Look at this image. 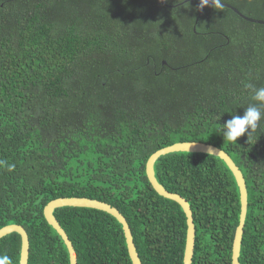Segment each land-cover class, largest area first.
Masks as SVG:
<instances>
[{"label": "trees", "instance_id": "16d2710c", "mask_svg": "<svg viewBox=\"0 0 264 264\" xmlns=\"http://www.w3.org/2000/svg\"><path fill=\"white\" fill-rule=\"evenodd\" d=\"M264 20V0H223ZM0 0V229L29 235L28 264H70L44 208L63 197L116 207L142 264H183L187 218L146 174L156 151L203 142L227 152L248 191L240 264H264V121L237 144L222 124L252 103L244 84L264 87V25L232 9L196 10L198 0ZM196 25V27H195ZM167 62L163 66L162 62ZM157 180L185 198L196 228L192 264H232L240 190L226 163L175 152ZM54 215L78 264H132L122 225L91 208ZM17 233L0 254L19 264Z\"/></svg>", "mask_w": 264, "mask_h": 264}, {"label": "water", "instance_id": "95a60500", "mask_svg": "<svg viewBox=\"0 0 264 264\" xmlns=\"http://www.w3.org/2000/svg\"><path fill=\"white\" fill-rule=\"evenodd\" d=\"M188 1V0H187ZM199 1V0H198ZM167 5L165 2H162ZM180 5V4H179ZM168 7H176L177 5H167ZM224 7L232 9L236 14L246 21H249L254 24L264 25V20L251 18L244 15L240 10L231 4L224 2ZM196 27V25H195ZM166 63V62H165ZM175 152H191V153H204L212 156L219 157L223 160L228 168L233 173L237 185L240 190V203H241V212H240V221L236 229L233 248H232V264H240L239 258L241 255V246L244 233L245 222L247 218V209H248V191L246 186V181L241 169L230 157V155L225 152L223 149L203 142L189 141V142H178L170 146L164 147L150 156L146 164V174L149 182L151 183L154 190L162 197L173 200L177 202L183 209L186 218H187V236H186V248L184 252L183 264H192L195 250V241H196V228L194 224L193 212L191 210L189 202L177 193L169 192L156 178L155 174V163L156 161L164 155H168ZM62 207H79V208H91L99 211L106 212L113 216L123 228L125 235L126 245L128 253L132 264H142L137 248L134 243L132 231L130 226L125 218V216L114 206L109 203L90 199L86 197H63L52 200L44 208V216L49 223V225L60 235L65 245L67 246L69 252L70 264H78V258L75 251V248L62 228L58 220L56 219L54 212L58 208ZM17 233L21 236L22 245H21V254L19 259V264H28L29 262V252H30V241L29 235L25 228L18 224L7 225L0 229V239L11 234Z\"/></svg>", "mask_w": 264, "mask_h": 264}, {"label": "clouds", "instance_id": "9594fccd", "mask_svg": "<svg viewBox=\"0 0 264 264\" xmlns=\"http://www.w3.org/2000/svg\"><path fill=\"white\" fill-rule=\"evenodd\" d=\"M167 2V0H162ZM177 4H184V0H175ZM186 5V4H184ZM211 7L217 11L224 8L223 0H199L196 10L202 12L205 8ZM245 89L250 90L251 99L255 103L245 108L244 114H232V118L222 124L221 134L224 141L237 144L239 138L247 134L248 143H251L253 133L261 126L264 121V87L256 88L252 83L244 84ZM16 168L14 163H8L0 159V169H6L7 172H13ZM0 264H12V259L7 254H0Z\"/></svg>", "mask_w": 264, "mask_h": 264}, {"label": "flooded vegetation", "instance_id": "af4514ba", "mask_svg": "<svg viewBox=\"0 0 264 264\" xmlns=\"http://www.w3.org/2000/svg\"><path fill=\"white\" fill-rule=\"evenodd\" d=\"M163 63V66H165V64H167V62L165 63V61L164 62H162Z\"/></svg>", "mask_w": 264, "mask_h": 264}]
</instances>
